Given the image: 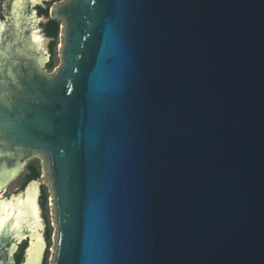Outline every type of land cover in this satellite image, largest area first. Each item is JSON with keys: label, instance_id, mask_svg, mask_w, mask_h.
Instances as JSON below:
<instances>
[{"label": "water", "instance_id": "water-1", "mask_svg": "<svg viewBox=\"0 0 264 264\" xmlns=\"http://www.w3.org/2000/svg\"><path fill=\"white\" fill-rule=\"evenodd\" d=\"M48 1L1 0L0 193L43 158L52 264H264V0ZM41 194L0 197V264H43Z\"/></svg>", "mask_w": 264, "mask_h": 264}, {"label": "trees", "instance_id": "trees-1", "mask_svg": "<svg viewBox=\"0 0 264 264\" xmlns=\"http://www.w3.org/2000/svg\"><path fill=\"white\" fill-rule=\"evenodd\" d=\"M56 1H61V0H50L46 3L47 4L46 7L39 6L38 7L39 13L49 16L50 8L52 4ZM0 18H3V14L1 11H0ZM61 24H62V20L58 18H50L47 23L43 24L46 34L53 38V40H51L50 42L51 59L47 64V68L49 71H52L57 66L58 63L56 49H57L58 37L61 31ZM41 175H42V170L39 159H32L27 163L25 173L21 177H19L20 178L19 189H24L26 185L34 179H40ZM41 188H42V194L40 197V202L42 208L44 209V217L47 222L46 237L48 241V247L45 253L43 264H48V258L50 253L49 248L51 247L52 244V236H51L52 227L50 225V218L48 214L49 192L46 185L42 184ZM27 245H28V241H24L19 246V249L15 254V259L17 264H21V262L23 261L24 252L25 249L27 248Z\"/></svg>", "mask_w": 264, "mask_h": 264}, {"label": "rangeland", "instance_id": "rangeland-1", "mask_svg": "<svg viewBox=\"0 0 264 264\" xmlns=\"http://www.w3.org/2000/svg\"><path fill=\"white\" fill-rule=\"evenodd\" d=\"M0 10H1V0H0ZM50 10H51V8H50ZM61 43H62V36H61V31H60V34H59V37H58V41H57V49H56V54H57V57H58V63H57V66L50 72H54L55 69L58 66L61 65V61H62V58L60 56V45H61ZM32 159H39L40 164H41V170H42V175H41V177L39 179V183H40L41 186H42V184L46 185L47 189H48V192H49L48 214H49V218H50V225L52 227V235H51L52 236V244H51V247L49 248L50 253H49V258H48V264H52L53 257H54V252H55L54 248H56V246H57V242H56L55 236H56L57 231H58L57 225L55 223L54 209H53V205H52V201H51V199H52V189H51V186L46 181V172H45L44 166H43V158L42 157H34ZM32 159H30L29 161H31ZM26 165L24 167H22L21 171L19 172V174L15 178H13L12 180H10L8 182V184L6 185V189L1 194L4 193V195H9V194H11L14 191L19 189V185H20V180H19L20 178L19 177H21L25 173ZM46 228H47V223H46Z\"/></svg>", "mask_w": 264, "mask_h": 264}, {"label": "flooded vegetation", "instance_id": "flooded-vegetation-1", "mask_svg": "<svg viewBox=\"0 0 264 264\" xmlns=\"http://www.w3.org/2000/svg\"><path fill=\"white\" fill-rule=\"evenodd\" d=\"M1 12H2V9L0 10ZM43 212H44V209H43ZM46 220V219H45ZM47 223V222H46ZM46 230H47V228H46Z\"/></svg>", "mask_w": 264, "mask_h": 264}, {"label": "bare ground", "instance_id": "bare-ground-1", "mask_svg": "<svg viewBox=\"0 0 264 264\" xmlns=\"http://www.w3.org/2000/svg\"><path fill=\"white\" fill-rule=\"evenodd\" d=\"M2 196V194L0 193V197Z\"/></svg>", "mask_w": 264, "mask_h": 264}]
</instances>
